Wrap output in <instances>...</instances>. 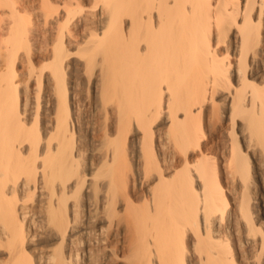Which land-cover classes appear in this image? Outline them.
Wrapping results in <instances>:
<instances>
[{
    "label": "bare ground",
    "instance_id": "obj_1",
    "mask_svg": "<svg viewBox=\"0 0 264 264\" xmlns=\"http://www.w3.org/2000/svg\"><path fill=\"white\" fill-rule=\"evenodd\" d=\"M0 264H264V0H0Z\"/></svg>",
    "mask_w": 264,
    "mask_h": 264
},
{
    "label": "rangeland",
    "instance_id": "obj_2",
    "mask_svg": "<svg viewBox=\"0 0 264 264\" xmlns=\"http://www.w3.org/2000/svg\"><path fill=\"white\" fill-rule=\"evenodd\" d=\"M33 2H34V4L36 5V6H41V4H42V0H32ZM52 3H53V5H55L57 2H59V0H50ZM55 3V4H54ZM83 3L84 4H89V0H83ZM48 43V42H47ZM45 46H46V44H45ZM44 46V47H45ZM43 55L44 54H41V53H39V54H36L35 56H34V62H35V64H36V66H38L37 67V69H40L41 67L43 68V65L44 64H46V62L47 61H49V58H47V56H45L44 55V59H43ZM46 57V58H45ZM44 61V62H43ZM39 66H41V67H39ZM17 68H18V70H20V71H24L26 68L24 67V66H22V64L20 63V64H18V66H17ZM31 95H33V93H31Z\"/></svg>",
    "mask_w": 264,
    "mask_h": 264
}]
</instances>
